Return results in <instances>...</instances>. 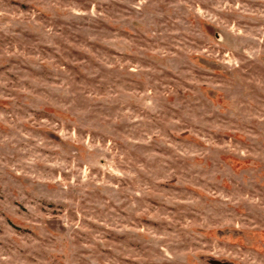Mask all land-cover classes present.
Masks as SVG:
<instances>
[{"label": "rangeland", "instance_id": "rangeland-1", "mask_svg": "<svg viewBox=\"0 0 264 264\" xmlns=\"http://www.w3.org/2000/svg\"><path fill=\"white\" fill-rule=\"evenodd\" d=\"M264 264V0H0V264Z\"/></svg>", "mask_w": 264, "mask_h": 264}, {"label": "water", "instance_id": "water-1", "mask_svg": "<svg viewBox=\"0 0 264 264\" xmlns=\"http://www.w3.org/2000/svg\"><path fill=\"white\" fill-rule=\"evenodd\" d=\"M214 264H225V263H222L220 261H213Z\"/></svg>", "mask_w": 264, "mask_h": 264}]
</instances>
